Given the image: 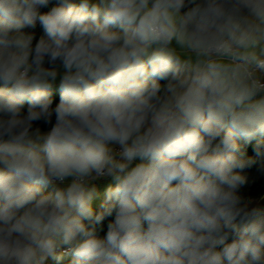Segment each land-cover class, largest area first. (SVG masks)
Wrapping results in <instances>:
<instances>
[{
  "label": "clouds",
  "instance_id": "clouds-1",
  "mask_svg": "<svg viewBox=\"0 0 264 264\" xmlns=\"http://www.w3.org/2000/svg\"><path fill=\"white\" fill-rule=\"evenodd\" d=\"M253 141L264 0H0V264H264Z\"/></svg>",
  "mask_w": 264,
  "mask_h": 264
},
{
  "label": "trees",
  "instance_id": "trees-1",
  "mask_svg": "<svg viewBox=\"0 0 264 264\" xmlns=\"http://www.w3.org/2000/svg\"><path fill=\"white\" fill-rule=\"evenodd\" d=\"M55 3V0H53ZM52 4L48 6L50 8ZM48 8L41 9V11H47ZM26 32H35L37 38L42 33V29L37 23L35 29H24ZM164 83L163 81L161 82ZM56 98L58 99V94H56ZM42 128H46V125L41 123ZM242 152L244 153V158L254 160V163L243 170V175L246 177V184L239 190L240 194L248 201H251V206L259 207L264 213V147H258L257 142L253 141L250 144H244L241 142ZM259 153V154H258ZM239 171V170H237ZM47 193V190H43ZM97 210H99V205L94 206ZM111 219V218H108ZM87 223V222H86ZM106 223L103 225L97 226L98 234L103 237L106 231ZM144 227H147L145 223ZM231 239V237H230ZM49 264H55V262L50 261ZM63 264H67V258L63 262Z\"/></svg>",
  "mask_w": 264,
  "mask_h": 264
},
{
  "label": "crops",
  "instance_id": "crops-1",
  "mask_svg": "<svg viewBox=\"0 0 264 264\" xmlns=\"http://www.w3.org/2000/svg\"><path fill=\"white\" fill-rule=\"evenodd\" d=\"M110 183H112V181H111V179L110 178H108V179H102V181L100 182V183H98V182H96V183H94L97 187H98V189H99V191H100V198H102L103 199V191H102V189L104 188V187H106L108 184H110ZM104 186V187H103ZM48 191V190H47Z\"/></svg>",
  "mask_w": 264,
  "mask_h": 264
},
{
  "label": "rangeland",
  "instance_id": "rangeland-1",
  "mask_svg": "<svg viewBox=\"0 0 264 264\" xmlns=\"http://www.w3.org/2000/svg\"><path fill=\"white\" fill-rule=\"evenodd\" d=\"M137 162H138V161H137ZM101 181H102V179H101V180H98V181H94L93 183H96V182L100 183ZM103 187H104V186H103ZM105 188H106V187H104V188L102 189V191H104ZM46 190L50 191V189H46ZM102 194H103V193H102ZM100 196H101V195H99V197L97 198V200H96L94 206H95V205H99L100 200H102V198H100ZM250 201H252V200H250Z\"/></svg>",
  "mask_w": 264,
  "mask_h": 264
}]
</instances>
